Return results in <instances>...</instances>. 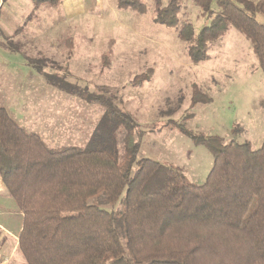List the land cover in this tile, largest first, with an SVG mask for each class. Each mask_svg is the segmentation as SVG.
<instances>
[{
  "label": "trees",
  "instance_id": "obj_1",
  "mask_svg": "<svg viewBox=\"0 0 264 264\" xmlns=\"http://www.w3.org/2000/svg\"><path fill=\"white\" fill-rule=\"evenodd\" d=\"M193 2L213 15L198 33L179 17L181 0H156L155 17L178 30L192 62L234 27L264 71V0ZM117 6L146 11L142 0ZM49 82L104 112L85 146L51 147L0 107V179L22 217L24 264H264V142L253 149L178 126L213 155L206 181L193 183L140 155L138 121L108 89Z\"/></svg>",
  "mask_w": 264,
  "mask_h": 264
},
{
  "label": "rangeland",
  "instance_id": "obj_2",
  "mask_svg": "<svg viewBox=\"0 0 264 264\" xmlns=\"http://www.w3.org/2000/svg\"><path fill=\"white\" fill-rule=\"evenodd\" d=\"M142 1L146 11L141 13L119 8L118 0L30 2L28 7L8 0V9L18 17L24 12V18L12 40H0L5 44L0 47V107L51 147H83L104 108L60 90L49 77L91 91L108 89L138 121L140 155L202 184L213 155L178 126L260 148L264 71L249 39L234 27L210 47L207 60L192 62L178 30L155 21L156 0ZM211 16L193 0H181L179 17L196 33ZM257 20L264 24V15ZM14 209L19 212L16 204Z\"/></svg>",
  "mask_w": 264,
  "mask_h": 264
},
{
  "label": "crops",
  "instance_id": "obj_3",
  "mask_svg": "<svg viewBox=\"0 0 264 264\" xmlns=\"http://www.w3.org/2000/svg\"><path fill=\"white\" fill-rule=\"evenodd\" d=\"M30 2L34 5L32 0H15L16 6L23 4V6L28 7ZM6 3H8V0H0V40L2 43L3 41L12 40L15 32L22 29L21 24L24 18V12L18 17L8 9ZM0 47H5V44ZM1 50L3 49L1 48ZM10 51L13 50L10 49ZM14 207L15 202L8 195L0 179V264H24L19 253V233L22 227V217Z\"/></svg>",
  "mask_w": 264,
  "mask_h": 264
}]
</instances>
